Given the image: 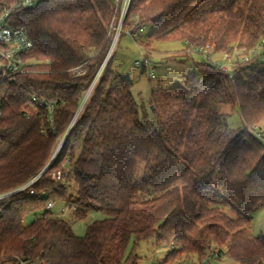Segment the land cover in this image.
<instances>
[{
	"label": "trees",
	"instance_id": "16d2710c",
	"mask_svg": "<svg viewBox=\"0 0 264 264\" xmlns=\"http://www.w3.org/2000/svg\"><path fill=\"white\" fill-rule=\"evenodd\" d=\"M201 1L132 0L125 22L150 24L152 37L180 40L187 51L258 53L232 75L211 60L196 62L183 84L152 90V120L141 116L132 81L107 58L113 0H41L17 11L14 23L34 45L28 70L0 82V191L37 178L0 216V264L17 257L137 264V254L126 255L130 242L152 236L173 240V253L264 264V236L251 230V212L264 206V141L252 130L264 126V0H217L191 14ZM79 66L84 72H73ZM33 96L52 101V115ZM222 105L239 112L240 126L230 125ZM53 199L66 200L76 218L89 210L107 216L78 236L46 209Z\"/></svg>",
	"mask_w": 264,
	"mask_h": 264
},
{
	"label": "rangeland",
	"instance_id": "374dc122",
	"mask_svg": "<svg viewBox=\"0 0 264 264\" xmlns=\"http://www.w3.org/2000/svg\"><path fill=\"white\" fill-rule=\"evenodd\" d=\"M215 2L217 0H202L191 14ZM131 18L132 16L123 26L131 33L136 34L132 35L130 32L125 31L117 42L113 44V51L110 54L112 56L111 66L115 72L132 81V92L139 104L141 116L145 114L144 119L152 120L153 116L149 103L152 90L159 87H172L183 84L185 75L190 70L196 69V62H202L206 58L199 50L187 51L186 45L180 40L152 37V25L143 26L141 31L139 30L140 27H137V24ZM257 51L254 54L250 52L246 55L253 57L258 53ZM233 54L236 55L237 61H240V57L244 53ZM142 55L145 56L147 61ZM144 64H146V67L143 71ZM221 110L230 114L228 121L231 126L238 127L241 125L240 115L237 110L230 109L227 105H222ZM61 139L57 142L55 151ZM140 173L141 166L139 164L135 175L139 176ZM69 186L70 191L75 193L76 184L72 179L69 180ZM162 191L164 189L158 188L154 192L159 194ZM66 203V200H54V206L51 211L54 215H59L69 220L73 232L78 236H84L88 225L93 221L107 216L101 210H89L83 217L76 218L72 207H68ZM42 213L43 210L31 212L24 217V222L28 224ZM251 230L255 235L264 236V206L251 212ZM174 249H178V247L173 240L168 244L158 243L156 237L152 236L149 239L138 242L137 245H134L132 240L127 248L126 255L132 252L137 254V264H239L226 253L220 257L209 253L199 256L197 253H173Z\"/></svg>",
	"mask_w": 264,
	"mask_h": 264
},
{
	"label": "built area",
	"instance_id": "2783aa9c",
	"mask_svg": "<svg viewBox=\"0 0 264 264\" xmlns=\"http://www.w3.org/2000/svg\"><path fill=\"white\" fill-rule=\"evenodd\" d=\"M40 1L41 0H18L12 5H0V82L6 80H9L10 82L16 81L17 75L23 74L28 70L27 65L29 60H26L25 57L33 49V40L31 39L25 26L14 23V16L21 8H36ZM131 1L132 0H113L116 14L113 17L108 30V34L111 37V45L107 57L110 56L111 52L113 51V44L117 42L121 34L125 31L130 32L124 28L123 24L125 23ZM139 30L142 31L143 27H140ZM131 34L135 35L136 33ZM199 51L204 54L206 59L211 60L214 64L218 65L222 71L230 75H232L235 66L239 62V60L237 61L236 59V55L232 52H219L209 45L200 47ZM142 57L145 58L144 55H142ZM249 58L251 57L243 54L240 57V61H246L249 60ZM145 61H147L146 58ZM137 62L139 63V61ZM73 72L82 73L84 72V67H76L73 69ZM32 99L37 103V105L45 107L48 113L52 115L54 106L52 101H47L46 99L38 96H33ZM1 113L2 108L0 104V114ZM253 133L264 141V126H256L253 129ZM62 143L63 140H61L53 157H56L58 154ZM36 178L37 176L14 188L0 191V216L3 215L5 209L11 205L14 197L29 187ZM53 178L57 181H61L64 178L63 171H55L53 173ZM33 193L34 190L30 189L29 191L25 192V195ZM53 206L54 200H50L46 206V209L52 210ZM68 207L71 208L70 205H68ZM72 209H74V207H72ZM15 264H46V262L41 258L17 257Z\"/></svg>",
	"mask_w": 264,
	"mask_h": 264
},
{
	"label": "bare ground",
	"instance_id": "6f19581e",
	"mask_svg": "<svg viewBox=\"0 0 264 264\" xmlns=\"http://www.w3.org/2000/svg\"><path fill=\"white\" fill-rule=\"evenodd\" d=\"M91 90H92V87L91 88H89L86 92H85V98H84V100L83 101H85V99H87V97L90 95V93H91Z\"/></svg>",
	"mask_w": 264,
	"mask_h": 264
},
{
	"label": "water",
	"instance_id": "95a60500",
	"mask_svg": "<svg viewBox=\"0 0 264 264\" xmlns=\"http://www.w3.org/2000/svg\"><path fill=\"white\" fill-rule=\"evenodd\" d=\"M107 58H108V57H107ZM107 58H106V59H107ZM104 64H105V61H104V63L102 64V67H101V68H103ZM83 100H84V99H83ZM83 103H84V101L82 102V104H83Z\"/></svg>",
	"mask_w": 264,
	"mask_h": 264
}]
</instances>
